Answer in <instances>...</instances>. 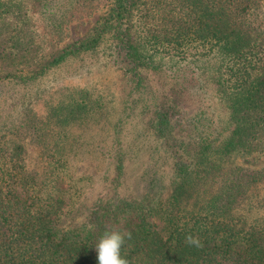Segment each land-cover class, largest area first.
<instances>
[{
    "label": "trees",
    "instance_id": "obj_1",
    "mask_svg": "<svg viewBox=\"0 0 264 264\" xmlns=\"http://www.w3.org/2000/svg\"><path fill=\"white\" fill-rule=\"evenodd\" d=\"M28 1L0 0V264H98L111 231L128 264H264V165L225 163L264 153V0H41L60 37L99 12L49 53ZM92 60L124 82L115 121L103 84L46 99Z\"/></svg>",
    "mask_w": 264,
    "mask_h": 264
},
{
    "label": "rangeland",
    "instance_id": "obj_2",
    "mask_svg": "<svg viewBox=\"0 0 264 264\" xmlns=\"http://www.w3.org/2000/svg\"><path fill=\"white\" fill-rule=\"evenodd\" d=\"M28 5L26 7V13L29 16L28 18L34 24L35 28L39 32L41 36V40L44 44V52L49 53L55 50H58L65 46L66 44L76 40L82 34H84L89 27L93 25V23L97 20L99 12H93L91 15L85 16L82 20H70L69 23L64 24V30L62 36L54 35L49 30L48 25L49 20L44 17L42 14L43 8L41 6V0H31L28 1ZM264 6V1H263ZM55 13H58L57 8H53ZM60 11V9H59ZM95 61L92 60L91 63L80 66L82 63L69 64L67 67L60 68L59 70H55L50 72V74H74L68 76L63 81L58 82L53 92L50 93L46 99L55 100L66 87L73 86H81L88 84H103L107 86L108 92L110 93L108 98L112 99V103H109V111H110V119L111 121H115L119 116L120 110L122 108V101L125 97V86L124 82L120 77V72L116 69V65L113 62L109 63L107 66H103L101 68ZM79 74V75H78ZM95 74V75H89ZM144 74V73H143ZM199 85V81H195ZM95 134H97V129L94 130ZM88 137V135H87ZM108 139L111 137V131L107 135ZM24 151L22 152L23 161L27 168L32 170L33 172L40 175L43 170V163L37 157V153L35 147L30 143L29 139L25 138L23 140ZM226 164H244L253 167H259L264 165V153H257L251 156H239L234 155L225 160ZM224 163V164H225ZM103 172V166L101 165L98 169L97 173ZM247 206H245V210ZM253 211H249L251 214Z\"/></svg>",
    "mask_w": 264,
    "mask_h": 264
},
{
    "label": "clouds",
    "instance_id": "obj_3",
    "mask_svg": "<svg viewBox=\"0 0 264 264\" xmlns=\"http://www.w3.org/2000/svg\"><path fill=\"white\" fill-rule=\"evenodd\" d=\"M130 233L111 231L105 232L96 243L98 264H128V260L122 255V247ZM187 241L198 244V238L189 236Z\"/></svg>",
    "mask_w": 264,
    "mask_h": 264
}]
</instances>
